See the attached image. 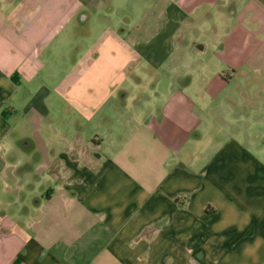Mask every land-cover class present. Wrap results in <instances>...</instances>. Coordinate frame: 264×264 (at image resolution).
Wrapping results in <instances>:
<instances>
[{
  "label": "crops",
  "instance_id": "1",
  "mask_svg": "<svg viewBox=\"0 0 264 264\" xmlns=\"http://www.w3.org/2000/svg\"><path fill=\"white\" fill-rule=\"evenodd\" d=\"M167 1L0 0V264H264V146L200 147L237 71L264 132V0Z\"/></svg>",
  "mask_w": 264,
  "mask_h": 264
},
{
  "label": "rangeland",
  "instance_id": "2",
  "mask_svg": "<svg viewBox=\"0 0 264 264\" xmlns=\"http://www.w3.org/2000/svg\"><path fill=\"white\" fill-rule=\"evenodd\" d=\"M113 3L117 2L119 10L117 11V14L119 16H122L120 14L131 13V15H136L137 12L140 13V15H144L145 19L147 21L145 24H152L155 29H158L164 22L161 19L163 18V10L167 7V4L169 3L167 0H112ZM175 2V0H172ZM125 10V11H124ZM127 10V11H126ZM201 11V10H200ZM197 13H195L196 15ZM154 18V19H152ZM148 19H150L148 21ZM93 22V21H92ZM172 27L175 25L174 21L171 22ZM180 23V22H177ZM179 25V24H176ZM189 23H186L185 21L181 23L179 26L175 27L174 29L179 30V35L182 33H186L188 30ZM83 26V25H82ZM90 24H87L82 27V31L85 33H88ZM177 30V31H178ZM200 31V29H197ZM188 36L191 38L192 34L190 29L188 30ZM214 54V53H213ZM210 58L208 56L207 63L205 66V69L203 70V75H198L197 78H203L206 77V79H210L214 76V74L217 72L218 68H222L225 66V69L228 70L229 73H231V70L224 65L219 59L215 58V56ZM216 54V53H215ZM177 54H172L170 60H178L176 59ZM134 60V58H132ZM141 61L147 62L149 59L147 58V54L145 58H142ZM170 71V73H169ZM224 71L221 69V72ZM234 72H232L233 75ZM166 76H173L172 70H166L165 72ZM229 88L230 90L227 91V93H232L235 95L234 99L230 97L229 101L228 99L224 98L219 101L218 110L216 109V112L212 113L210 111V105L207 106V104L204 103L203 105V115L204 120L201 127L203 136H202V145L200 147L203 151V158L206 159V157H209L210 152L212 151L211 144L214 142V138L218 139L216 141L217 144L222 145L228 137L232 136L235 137L236 140L240 141V143L243 144L244 139L245 143L248 147H252L254 149L255 147L264 146V132L262 131V128L259 127V112L256 111V114L252 112V115H256L257 117H252L251 123L252 127L250 128V132H247V129L249 127V124L246 122L249 120V115L247 116L245 114L246 106L245 103L249 106V102L244 101V92L250 91L251 94H253V90L255 88H259V86H253V85H245L242 81V71H237V77L234 81L229 82ZM253 105V104H252ZM250 108H255L254 106H251ZM211 116H217V124L219 128V132H215L214 136L213 133H209V130L211 131ZM20 116H16L12 119L13 122L19 121ZM209 129V130H208ZM215 130V128H214ZM214 132V131H213ZM247 172L253 171L256 168L257 174H260L263 172L260 167H256L254 165L248 166Z\"/></svg>",
  "mask_w": 264,
  "mask_h": 264
}]
</instances>
